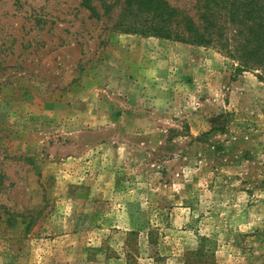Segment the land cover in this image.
Masks as SVG:
<instances>
[{"label": "rangeland", "instance_id": "obj_1", "mask_svg": "<svg viewBox=\"0 0 264 264\" xmlns=\"http://www.w3.org/2000/svg\"><path fill=\"white\" fill-rule=\"evenodd\" d=\"M91 5L0 0V264H264V75Z\"/></svg>", "mask_w": 264, "mask_h": 264}, {"label": "trees", "instance_id": "obj_2", "mask_svg": "<svg viewBox=\"0 0 264 264\" xmlns=\"http://www.w3.org/2000/svg\"><path fill=\"white\" fill-rule=\"evenodd\" d=\"M119 34L157 37L197 47L213 46L237 62L236 70L264 75V0H194L192 13L168 0H117ZM92 0H80L96 17ZM103 15L111 12L102 4Z\"/></svg>", "mask_w": 264, "mask_h": 264}]
</instances>
